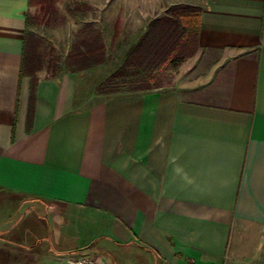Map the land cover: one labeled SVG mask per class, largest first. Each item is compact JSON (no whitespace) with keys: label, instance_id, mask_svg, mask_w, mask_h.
<instances>
[{"label":"crops","instance_id":"0c3cea01","mask_svg":"<svg viewBox=\"0 0 264 264\" xmlns=\"http://www.w3.org/2000/svg\"><path fill=\"white\" fill-rule=\"evenodd\" d=\"M59 1L0 0V264H26V228L44 218L47 264L99 237L149 264H264V0H75L92 11L70 36ZM167 5L199 10L171 86L97 92L83 74L96 66H67L91 45L99 65L107 50L124 61ZM38 20L67 44L66 70L44 76L39 49L25 72Z\"/></svg>","mask_w":264,"mask_h":264},{"label":"rangeland","instance_id":"374dc122","mask_svg":"<svg viewBox=\"0 0 264 264\" xmlns=\"http://www.w3.org/2000/svg\"><path fill=\"white\" fill-rule=\"evenodd\" d=\"M53 2V7L59 10L60 14L64 18V23L61 25L62 30L67 31L69 36L72 31L79 29L82 25L89 21V15H91V7L86 3L75 0H60L58 6ZM177 6H164L160 9V15H166L170 12V9ZM55 22V17H49L47 20ZM45 22V19L44 21ZM41 24V23H40ZM37 25L34 27L32 33L35 39L38 40V50L40 49L45 55L47 60L52 61L49 66L45 65L41 71L44 76H48L54 72L55 68L58 71H64L67 69L64 63V58L67 53V49L64 48L63 44L55 43V35L48 33L54 26ZM65 45V44H64ZM67 46V44L65 45ZM40 52V51H39ZM125 52L123 50H107V60L104 64L93 67L83 74L88 78V82L91 85V89L94 88L97 92H108V91H127L129 90L128 83L121 82L119 80H110V77L116 69L121 66L124 59ZM196 52V51H195ZM194 52V53H195ZM191 57V56H190ZM187 57L177 65H172L165 63L160 67H153L151 71L153 79L158 85L162 87L171 86L177 77L183 75L185 65L189 64ZM142 71V70H141ZM40 207V206H39ZM39 216V218L37 217ZM46 217L43 208L36 212L33 211L32 218L39 219V223H42V217ZM43 224L33 225L32 228L27 229L24 225H21V229L26 228V240L24 241L27 246L33 245L30 248L29 258H26V264H47L49 263V258L47 257L49 248H57L50 235H46V220L44 218ZM50 228L53 229V223L51 222ZM51 231V230H49ZM48 233V232H47ZM59 248V247H58ZM89 252H95L106 259L107 262L111 264H149L143 256L133 250L130 245H118L111 238L99 237L96 241H93L87 247L81 249H72L71 251H65L63 256L65 258L77 255V254H87ZM27 260H30L29 262Z\"/></svg>","mask_w":264,"mask_h":264},{"label":"trees","instance_id":"16d2710c","mask_svg":"<svg viewBox=\"0 0 264 264\" xmlns=\"http://www.w3.org/2000/svg\"><path fill=\"white\" fill-rule=\"evenodd\" d=\"M48 4L41 6L43 18L47 11L52 12ZM199 10L193 6H177L170 9L165 16L154 19L148 26L144 36L132 48L121 66L114 71L110 80L128 83L130 90H150L162 87L153 79L150 70L165 63L177 65L197 50ZM40 18V17H39ZM40 20L36 24H39ZM84 46H87L84 44ZM32 48L30 60L25 62V72L34 76L40 69V53L38 42L33 35L27 33L25 38V53ZM105 59L102 48L91 45L89 48H75L67 56V66L70 70H84L101 64ZM142 70V71H141ZM152 75V76H151ZM35 78L33 77V86ZM32 86V87H33ZM28 119L32 116L33 89Z\"/></svg>","mask_w":264,"mask_h":264},{"label":"built area","instance_id":"2783aa9c","mask_svg":"<svg viewBox=\"0 0 264 264\" xmlns=\"http://www.w3.org/2000/svg\"><path fill=\"white\" fill-rule=\"evenodd\" d=\"M52 264H111L95 252L77 254L68 258L59 257Z\"/></svg>","mask_w":264,"mask_h":264}]
</instances>
